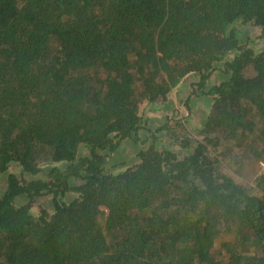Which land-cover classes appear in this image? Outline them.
<instances>
[{"label":"trees","instance_id":"1","mask_svg":"<svg viewBox=\"0 0 264 264\" xmlns=\"http://www.w3.org/2000/svg\"><path fill=\"white\" fill-rule=\"evenodd\" d=\"M248 24L264 41V0H0V264H264V174L227 173L264 164ZM217 68L199 121L146 126Z\"/></svg>","mask_w":264,"mask_h":264},{"label":"rangeland","instance_id":"2","mask_svg":"<svg viewBox=\"0 0 264 264\" xmlns=\"http://www.w3.org/2000/svg\"><path fill=\"white\" fill-rule=\"evenodd\" d=\"M239 26L242 30H244V33H243L245 37L244 40L248 42V45H250L255 50L264 48V41L258 38L259 31L257 28L253 27L250 24L239 25ZM248 74L251 75L252 70H249ZM218 77L219 75L217 74V72L212 73L211 77L208 78V83L209 81L213 83L214 81H216ZM190 89H189L190 95L185 98V102H187V106H188L187 110H188L189 116L191 115L190 122L196 123L202 118L201 116H203L208 109L207 104H206V99H205L206 96L208 95L203 92V90L205 91L206 87L200 88V87H197L195 84L192 85L191 83ZM161 104H162L161 102H158L155 106H153V108L147 112V115L145 117L146 126L147 127L149 126V129L151 130H154L160 127L164 122L168 121V117L173 116L174 112L171 113V111H166L167 112L166 115L163 116L162 111H160ZM182 105L183 106H182L181 111L178 112L180 116H184L186 112L184 108L185 104L183 103ZM180 120H183V118H181ZM148 134H149L148 132H144V131L141 132L142 137H145ZM161 139L166 140V136H163ZM135 152H136V149L134 145H132L131 143H128L127 140L122 141L118 149L114 151H109V150L101 151V153L104 154V156L106 157L105 164H104L106 170L112 171V170L121 168L124 165L133 164L136 161ZM86 153H87V147L83 146L79 149V156H83ZM228 167L229 168L227 169V173L231 174L239 181L243 180V181L248 182V181H251V179H253L254 177L264 174V171H263L264 164L263 163L262 164L252 163L248 166H245L244 172L246 173V178H241L235 173H233V170L236 169L235 165L230 164L228 165ZM11 171L16 172V174L19 175L15 167H12ZM5 182H6V174H0V196L4 192ZM70 198H71V195L67 194V199H70ZM51 199H52V196L47 194V195H44L36 199L35 203L42 205L44 207H47V208H51ZM23 202H24L23 200H19V203H23Z\"/></svg>","mask_w":264,"mask_h":264},{"label":"crops","instance_id":"3","mask_svg":"<svg viewBox=\"0 0 264 264\" xmlns=\"http://www.w3.org/2000/svg\"><path fill=\"white\" fill-rule=\"evenodd\" d=\"M231 57L232 56H229L228 58L230 59ZM219 69L217 68L215 71L212 72V73L217 72V74L219 75V77L216 79V81H214L213 83L211 81H209V83H208V79H207V82H206V87L207 88H206V90L212 84L218 83V82H220L222 80V78L220 77L221 74L219 72ZM212 73H211V75H212ZM211 75H210V77H211ZM197 81H198V76L197 75L190 74V75L186 76L185 79L183 80L182 84L178 88L173 90V94L168 96L166 101L164 103H162L163 105L161 104V106H160L161 110L160 111H162V115L163 116L166 115V113H167L166 111H171V113L174 112L172 117L171 116L168 117V121H170V120H180L181 118H183V120H187V119L190 120L191 115L189 116V113H188V110H187L186 106H184L185 111H186L184 116H180V114H178V112L181 111L182 106H183L182 104H183V102H185V98L190 95L189 91L191 90L190 89L191 88V83H192V85H194V84L196 85ZM210 98L211 97H209V96H206V98H205L206 99L207 108L209 106L208 104L210 102ZM170 100H171V102H170ZM168 121H166V122H168ZM148 128H149V126H148ZM128 143H131V142L128 141ZM132 145H133V143H132ZM140 145L141 144L136 145V147H140Z\"/></svg>","mask_w":264,"mask_h":264},{"label":"built area","instance_id":"4","mask_svg":"<svg viewBox=\"0 0 264 264\" xmlns=\"http://www.w3.org/2000/svg\"><path fill=\"white\" fill-rule=\"evenodd\" d=\"M263 171H264V169H263Z\"/></svg>","mask_w":264,"mask_h":264}]
</instances>
